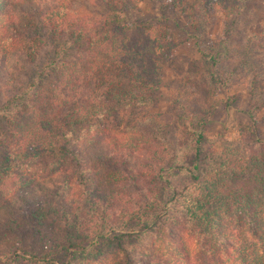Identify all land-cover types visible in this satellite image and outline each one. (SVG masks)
<instances>
[{
  "label": "clouds",
  "instance_id": "obj_1",
  "mask_svg": "<svg viewBox=\"0 0 264 264\" xmlns=\"http://www.w3.org/2000/svg\"><path fill=\"white\" fill-rule=\"evenodd\" d=\"M262 158L264 0H0V264H264Z\"/></svg>",
  "mask_w": 264,
  "mask_h": 264
},
{
  "label": "trees",
  "instance_id": "obj_2",
  "mask_svg": "<svg viewBox=\"0 0 264 264\" xmlns=\"http://www.w3.org/2000/svg\"><path fill=\"white\" fill-rule=\"evenodd\" d=\"M136 35H137V37L142 36V32H138ZM134 39H135V37H134ZM80 42H81L80 39H78L77 43L79 44ZM82 51L88 52V51H90V48L85 47L84 49H82ZM93 63H95V60H93ZM115 67L117 68V70H119L120 66H115ZM105 78L106 77H104V76L101 77V79H105ZM111 90L116 92L117 95L120 94V92L124 91L122 88H120L119 86H115V85L113 86V88ZM40 100H41L42 107L44 108L45 112H47L50 109L49 97L47 95H43V96H41ZM59 123H61V124L70 123L71 125L75 126L77 121L71 115H69L68 117H65L64 120L59 121ZM52 131H57V129H53ZM201 139H203L202 136H201ZM255 165L257 166L256 178L259 180V182L261 184H264V158H262L259 162L255 163ZM212 195H213V193L210 192L209 197H208L209 200L212 199ZM219 203L223 204V201H219ZM200 207H201V209H203L205 207V205L201 204ZM212 214L213 213H211V212L205 213L206 216H211ZM41 227H43V225H41ZM261 239H264V237H261ZM78 246H79L78 243H72L70 240L65 251H67L68 247H78ZM33 259L42 261V264H57L56 257L50 253H45L43 255V257L34 256Z\"/></svg>",
  "mask_w": 264,
  "mask_h": 264
},
{
  "label": "rangeland",
  "instance_id": "obj_3",
  "mask_svg": "<svg viewBox=\"0 0 264 264\" xmlns=\"http://www.w3.org/2000/svg\"><path fill=\"white\" fill-rule=\"evenodd\" d=\"M136 36H137V35H136ZM254 167H255V170H256L257 166H256V165H254Z\"/></svg>",
  "mask_w": 264,
  "mask_h": 264
}]
</instances>
